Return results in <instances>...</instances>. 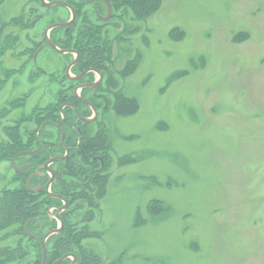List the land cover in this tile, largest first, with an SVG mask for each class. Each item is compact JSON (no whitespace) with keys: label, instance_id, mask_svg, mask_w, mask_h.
<instances>
[{"label":"rangeland","instance_id":"rangeland-1","mask_svg":"<svg viewBox=\"0 0 264 264\" xmlns=\"http://www.w3.org/2000/svg\"><path fill=\"white\" fill-rule=\"evenodd\" d=\"M35 2L0 0V141L38 103L16 107L29 84L11 79L13 50L43 37L47 16L25 32L13 22ZM148 9L125 46L136 108L127 112V101L126 114H110V176L92 223L100 238L84 244L105 264H264V0H153ZM48 88L42 97L54 96ZM12 174L0 160V192Z\"/></svg>","mask_w":264,"mask_h":264},{"label":"flooded vegetation","instance_id":"flooded-vegetation-1","mask_svg":"<svg viewBox=\"0 0 264 264\" xmlns=\"http://www.w3.org/2000/svg\"><path fill=\"white\" fill-rule=\"evenodd\" d=\"M35 3L38 7L31 5L20 13L24 21L15 27L30 31L47 16L43 37L19 52L13 50L12 56L19 66L12 67L15 74L11 79L16 82L15 76L26 75L29 84L28 90L16 97L24 98L19 101L23 104L20 109L28 101H38L29 112H22V118L32 115L36 108L42 112L51 104H56V114L61 102L60 118L57 120L54 114V120L44 111L45 114L29 115L21 123L23 143L6 160L13 174L7 177L5 187L14 189L25 183L29 199H36L40 211L25 221L23 227L19 226L18 233L11 226L1 231L0 234L5 233L0 236V248L25 251L16 264H89L82 254L99 253L84 241L100 236L81 238L79 234L85 230L99 233L92 223L101 211L100 198L95 200L96 207L89 203L96 192L92 176L103 175L105 157L110 158V114L115 112L118 94L125 95L127 88L125 46L138 39L144 19L136 15L130 0H36ZM62 9L69 12L67 18L61 15ZM14 37L21 36L15 33ZM48 86L55 89L54 96H46L51 93L46 91ZM96 137H106L108 144L104 149L96 148L89 163L84 159L82 141ZM81 172H86L87 180L79 179ZM32 221H36L34 226ZM8 239L13 242L6 243Z\"/></svg>","mask_w":264,"mask_h":264},{"label":"trees","instance_id":"trees-1","mask_svg":"<svg viewBox=\"0 0 264 264\" xmlns=\"http://www.w3.org/2000/svg\"><path fill=\"white\" fill-rule=\"evenodd\" d=\"M131 1V5L133 6V9L136 13V15L140 18H143L145 20V17H148L150 14L153 13L152 10L148 9L149 5H152V1L153 0H130ZM158 9V8H157ZM24 21V16H19L16 17L14 19L13 22L18 23ZM18 39V37H16ZM15 37H10V39L8 40L7 44L14 46L15 41H16ZM246 38V37H245ZM239 39V38H238ZM128 72H131L130 69L126 68L125 71V75ZM11 74V73H10ZM9 77H11L12 75L15 74V70L14 73ZM26 99V98H25ZM24 98H16L13 100V104L16 107L19 106H23V104L19 103V101H23ZM127 101H132L133 103L129 106V109L127 112L132 111L134 108H136V104H135V99H128L124 94L120 93L118 94V98L117 101L115 103V112L118 115H124L126 114V110H127ZM61 105V102H58L56 110L57 113L55 114V106L56 104H51L49 106H47L44 110L46 114H48L49 116H51V118L54 120H56L55 115L57 116V120L60 118V112H59V107ZM36 108L34 111H32V115L30 116H35L40 115V114H45L44 111L42 112H37ZM49 109H53L52 111H50ZM55 114V115H54ZM29 115L27 117H29ZM53 116V117H52ZM21 118V119H17L15 121H13V125H8L6 127H4V132L7 134V138L3 139L0 142V160H9L17 150L20 149V145H22L23 141L19 132V129L21 127V123L22 121L27 120L28 118ZM9 140L10 143L14 142V145L12 144H7V141ZM97 143V144H96ZM108 144V140L106 137H96L94 139H89V140H83L82 141V146H84V151L83 154L85 155L86 158H84L86 161H88L90 163L91 157L95 154L94 150L96 148L99 149H104L106 147V145ZM112 147V144H111ZM121 163H132L133 162V158L130 157H123L121 160ZM70 168V167H69ZM110 168V158L105 157V170L103 175H99V176H92V182L91 184L95 186V194L94 197L91 199V201H89L91 206L96 207L98 205V202H95V200L97 198H102L104 197L105 193H106V188H107V183L109 181V170ZM85 174L86 172H81L80 173V178L82 181L83 179H85ZM88 178H86L87 180ZM29 194L27 193V189L25 188V183L22 186H18L14 189H10L7 187H4L2 189V191L0 192V232L3 230H6V228H9L11 226V229H14V232L18 233V229L19 226L23 227L25 221H27L28 219L33 218L34 216H37L39 213V208H38V204H35L36 199L35 198H30L29 199ZM161 205L160 202L158 201H153L150 204L151 209L154 208H158V205ZM31 221V220H30ZM36 221H32V225H35ZM8 230V229H7ZM8 232V231H7ZM88 231H82L79 235L81 236V238H85L86 236H100V233L97 232H92L90 231L89 233H87ZM23 250H12L10 252V250H3L2 248H0V264H9L10 262H12V264H16V260H18L21 257L25 256V251ZM22 252V253H21ZM83 260L86 263L89 264H105L102 261V257L99 254L96 253H92V252H84L82 254Z\"/></svg>","mask_w":264,"mask_h":264},{"label":"water","instance_id":"water-1","mask_svg":"<svg viewBox=\"0 0 264 264\" xmlns=\"http://www.w3.org/2000/svg\"><path fill=\"white\" fill-rule=\"evenodd\" d=\"M67 24H68V23H67ZM64 25H66V24H64ZM47 39H48L49 43H51V44L54 46V44L52 43L51 39H50V38H48V37H47ZM13 161H14V160H13ZM48 236H49V235H47V236H46V238H45L44 242L47 240V237H48ZM44 244H45V243H44Z\"/></svg>","mask_w":264,"mask_h":264}]
</instances>
